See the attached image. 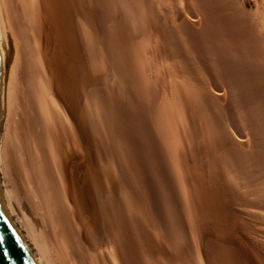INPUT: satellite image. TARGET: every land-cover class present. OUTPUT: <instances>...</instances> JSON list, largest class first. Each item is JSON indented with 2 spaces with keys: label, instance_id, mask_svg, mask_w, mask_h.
Returning a JSON list of instances; mask_svg holds the SVG:
<instances>
[{
  "label": "bare ground",
  "instance_id": "bare-ground-1",
  "mask_svg": "<svg viewBox=\"0 0 264 264\" xmlns=\"http://www.w3.org/2000/svg\"><path fill=\"white\" fill-rule=\"evenodd\" d=\"M0 45L35 264H264V0H0Z\"/></svg>",
  "mask_w": 264,
  "mask_h": 264
},
{
  "label": "water",
  "instance_id": "water-1",
  "mask_svg": "<svg viewBox=\"0 0 264 264\" xmlns=\"http://www.w3.org/2000/svg\"><path fill=\"white\" fill-rule=\"evenodd\" d=\"M3 55L0 45V77ZM0 264H35L31 250L5 210L0 196Z\"/></svg>",
  "mask_w": 264,
  "mask_h": 264
}]
</instances>
